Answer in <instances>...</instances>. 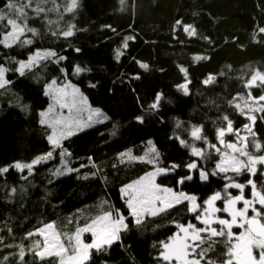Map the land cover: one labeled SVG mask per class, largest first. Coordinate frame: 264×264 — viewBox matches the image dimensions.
<instances>
[{
  "label": "trees",
  "instance_id": "1",
  "mask_svg": "<svg viewBox=\"0 0 264 264\" xmlns=\"http://www.w3.org/2000/svg\"><path fill=\"white\" fill-rule=\"evenodd\" d=\"M14 2L24 8L22 17L6 8L7 0H0V9L23 21L27 34L26 40L5 47L1 40L10 25L0 21V65L7 68L8 81L0 88V168L8 169L0 172V264H58V256L38 255L43 243L38 229L54 223L59 231L72 232L117 210L127 228L118 240L93 249L82 264H177L163 259V243L180 225L202 226L196 216L205 201L220 193L216 203L223 209L225 199L241 192L226 190L232 182L244 184L251 198L250 179L257 192H264V164H257L255 174L216 171L221 128L225 142L238 143L247 125V152L264 155V101L259 99L264 82L249 83L264 73V0H77L72 11H67L71 0ZM186 26L191 28L186 31ZM192 29L195 34H189ZM66 31L73 34L66 37ZM40 49L55 55L19 73V61ZM77 66L85 71L77 73ZM53 79L74 83L107 115L59 147L49 142L50 127L40 121L49 104L45 84ZM243 100L256 107L254 122L240 107ZM224 117L231 121V132ZM193 127L201 128L204 139L192 137ZM193 148L203 155L193 154ZM129 150L143 159L121 157ZM49 152L52 156L31 171L14 167ZM190 163L197 168L189 169ZM156 167L166 170L157 183L195 195L200 211H189L185 200L146 215L138 225L122 189ZM200 170L209 174L206 180ZM188 176L192 179L180 182ZM219 214L229 219L228 213ZM214 239L204 264H224L229 258L225 239Z\"/></svg>",
  "mask_w": 264,
  "mask_h": 264
},
{
  "label": "snow or ice",
  "instance_id": "2",
  "mask_svg": "<svg viewBox=\"0 0 264 264\" xmlns=\"http://www.w3.org/2000/svg\"><path fill=\"white\" fill-rule=\"evenodd\" d=\"M30 3V0H29ZM77 5V0H71V6L67 9V11H72ZM6 8L9 11L14 10L18 17H22L24 15V8L23 7H17L14 0H7ZM7 20V24L12 27L11 32H8L6 36H13L14 33L18 30L22 31V23L23 21L18 22L17 19H10L7 16V13L0 9V21ZM180 21H177V24H180ZM191 28V26H186L185 30L188 31ZM30 31H34L31 30ZM261 32H264V28L260 29ZM73 33L71 31H66L63 33L64 36H71ZM189 34H195V30L192 29ZM130 39V38H127ZM27 43H31V41H27ZM125 47L127 46V42H125ZM46 55H55V53H49ZM23 62H21V69L26 67ZM146 67V65L144 66ZM85 71V69L80 68L77 66L76 72H82ZM5 69L3 67H0V87H3L7 81L3 79ZM257 76L259 79L264 82V75H260L257 73L255 76H253L252 80L254 81ZM209 81H205V83H208ZM252 83L251 81L249 82ZM184 88V91L187 92V88L185 86H181ZM157 102L160 100V97L157 96ZM260 100L264 101V96H261L259 98ZM152 108L157 107V104H153L151 106ZM97 114L100 113L99 109L95 110ZM260 111H264V106L261 107ZM43 116L44 113H41ZM107 119V117H104ZM141 119V118H138ZM250 119L254 122L255 117H250ZM224 120L228 121V117H224ZM41 123H47L45 120H41ZM87 126V125H85ZM248 127L247 125L245 126ZM227 131H232V124L231 121H228L227 125ZM251 131V129H249ZM201 128L199 127H193V130L191 132V135L194 139H204V137L201 136ZM73 133L71 131L68 132V135H72ZM54 135H55V129H54ZM53 136H49L48 139L51 143H53L54 146L59 147V140L55 139ZM225 135V129L221 128L218 130V136L221 138ZM254 135V133H253ZM246 139V138H244ZM181 144H185L186 142L181 140ZM151 143V141H149ZM227 148L233 149L234 151H239L241 155L247 156L248 161L245 163L242 160H239L235 156L232 157V164L234 165H240L239 167H233L232 170L236 173H240L242 170H246L248 172H251L255 174L256 167L255 165L257 163L264 164V156H252L248 154L246 151H243L242 149H237L235 145L233 144H227L225 145ZM257 148L260 147L259 144L255 145ZM213 147H215L213 145ZM151 151L155 154L156 157L159 156V153L155 150V148H152ZM193 154L197 156L203 155L202 150H197L196 148L192 149ZM219 151V149H217ZM121 157L127 156L130 160L132 159H143V157H133L131 155V151L129 150L128 153H121ZM52 156V153H47L46 156L38 157L37 159L33 160L31 164L27 165H21L20 163H16L14 167L23 170V168L29 169L31 171L32 166L39 163L41 160L48 159ZM151 162V161H149ZM222 163L217 164V168L220 172H227L229 169L228 167L222 166ZM173 168L178 167L177 165H173ZM189 169H195L197 168V165L195 163H190L187 165ZM7 168H0V172H7ZM68 171H72V169H68ZM165 171V169H157L156 172L149 173L148 175L154 179L156 175L159 173ZM57 175H60L59 171L56 172ZM215 173H213L214 175ZM208 173H206L203 170H200V178L202 180H206L208 178ZM144 178L142 177L141 180ZM183 179H192L191 176H188L186 178L181 179V183H183ZM139 183V182H137ZM248 184L252 186L253 190V197L254 199L249 200L245 199L243 194L231 197L229 196L227 199L224 200L225 207L221 209H215L211 206L213 205V202L216 200H220L221 194L215 193L212 197H210L207 201H205V206L203 209V217H207L210 214H213L218 211H223L226 213H229L231 219H222L219 217H215V219L209 220L207 218H203L200 214L196 216L197 220H200L201 223L204 225V227L197 228L193 224H188L187 226L180 225V231L183 233V237H180V234H177V238L174 240V243L172 245L164 244L165 252L161 253V256L165 261H181L182 264H201V261H204L207 253L211 251L213 245L216 243V239L214 238H221L223 237L225 239V244L227 248V256L229 257L224 264H264V223L260 222V219H264V192H257L256 191V185L255 183L250 179L248 181ZM129 188L132 187V185L128 186ZM229 187H235L237 189L241 190V193H243V189L245 188L244 184L234 183L226 185V190ZM15 191V189H13ZM158 192H164V193H170L171 189H161L159 185L152 184L151 188H146L139 197H133L132 199H129L127 201L128 207L131 210L130 215L134 216L136 218V223L139 225L142 223L141 219V213L142 211H147L148 206L152 205L155 201H161L162 197L157 195ZM258 197V199H255ZM136 200V203L133 201ZM175 203L178 204L182 200H187L193 202V207L189 208V211H196L197 208L200 207V205L195 204L196 201L195 196H189L185 193H180L178 196L174 197ZM243 202V207L237 209L235 205L238 202ZM259 204L260 207L258 208L256 205ZM139 205V207L137 206ZM173 203H168L166 205L167 208L173 207ZM211 209V212H210ZM166 208H158L155 211H151L150 215H157L159 212L165 211ZM251 210L253 215L249 217L247 213ZM238 218L241 222L238 223ZM98 221H107L106 224H104L101 227V231L97 233L95 231L96 225ZM125 217L121 214H119L117 210V215L115 218L112 217L111 212L105 213L103 217H99L98 220H94L91 225H86L84 228L77 229V232L75 234V241L76 246L71 249L73 252L80 251L81 248L83 249V255L80 258L82 260L88 259V249L91 248H97L99 249L103 244H111L113 240H118L119 235L118 232L121 228H127V225L124 223ZM218 225L217 227H213L212 225ZM234 225H237L240 228H244L245 231L241 232L239 236H236L232 228ZM256 226V227H254ZM47 228H52V224L46 225ZM41 232L43 229L40 230ZM91 231L93 233V236L98 237V239H94L91 244H83L80 240V234L83 232H89ZM29 235H32L30 233ZM68 243H72V238H69ZM55 247H58L60 250L56 252H48L47 255L52 256H59L61 257V264H64L63 256L66 255L69 252V248L65 247V245L60 242L59 238H56L55 241ZM253 248H256L259 250V259L257 260V257L253 255ZM199 249V251H197ZM23 255V253H21ZM38 255L43 258L44 253H38ZM191 257V258H189ZM70 259H76V257H70ZM206 264H215V261L207 260Z\"/></svg>",
  "mask_w": 264,
  "mask_h": 264
},
{
  "label": "rangeland",
  "instance_id": "3",
  "mask_svg": "<svg viewBox=\"0 0 264 264\" xmlns=\"http://www.w3.org/2000/svg\"><path fill=\"white\" fill-rule=\"evenodd\" d=\"M21 26L23 29L22 31L18 30L14 33L13 36H6V34L8 32L13 31L12 27L10 26V30L7 33L3 34V39L1 40V45L5 46V47H11V46H14V45L20 43V41L26 40L25 35L27 34V29L25 28L24 24H22ZM49 53H54V52L51 49H40V50L35 51L34 53H32L28 57V59L19 61L18 67H17L18 72L21 74L25 73L27 70L35 67L36 65H38L42 61H46L47 59L54 56V55H46ZM21 62H23L25 65H27L23 69H21ZM0 67H3L5 69L3 79L5 81H7V78H6L7 68L3 65H0ZM259 74L264 75V73H259ZM251 82H252L251 85L255 86V85L260 84L262 81L257 76V78L254 81L251 79ZM7 84H8V81H7V83H5L3 85V87L5 88V86ZM3 87H0V88H3ZM45 93L49 98V104L44 110L41 111V113H44V115L42 116L40 113V121L42 119L47 121V123H44V124L50 127L48 137L54 135V129H55L54 138L59 140V145L62 143V141L65 138L71 136V135H68L69 131H71L73 134H75L81 130L90 128V127L106 120L104 117H107V115L103 112V110L100 108L92 106L90 104L88 98L81 92L79 87L70 81H67V80L61 81L58 79L50 80L49 82H47L45 84ZM240 107L244 111H247V112L249 111L250 116H253L252 113L256 108V107H253V105H251L250 103L245 102L244 100L240 104ZM96 109L100 110L99 114L96 113V111H95ZM85 125H87V126H85ZM249 129H250V127H247L244 130V132L242 134L243 138L238 143H236V142H233V143L225 142L222 139L221 144L223 146L222 147L223 149L220 153V160L218 161L217 164L222 163V161H223L222 166L228 167V169H229L228 171H233L232 170L233 167H239L240 166V165L232 164V157L233 156H235L239 160H242L245 163H247V161H248L247 156L241 155V153L239 151H234L233 149L227 148L225 145L233 144L236 146L237 149H242L243 151L247 152V144L248 143H247V140L244 138H248L247 135H249L251 133V131H249ZM51 144L53 145V143H51ZM248 154H250V153H248ZM46 155H47V153H44V155L42 154L38 157H43ZM252 156H254V155H252ZM261 156H264V155H261ZM38 157H36L35 159H37ZM18 163H20L21 165H27V164H31L32 162H29V163L18 162ZM257 164L255 165V167H257ZM23 169H27V168H23ZM157 169H164V168L156 167V168L146 172L145 174H143L139 178L131 181L126 186H124L122 189V195L126 197L127 201L129 199H132L133 197H139L140 194L146 188H151L153 183L155 185H159L161 189H171L170 193H164V192L156 193L157 195L162 197V200L161 201H155L152 205L148 206L147 211H142L141 219H143L146 215H150L151 211H155L158 208H166L167 209L166 205L168 203H173L175 205L176 203H175L174 197L178 196L180 193H185L189 196H195L193 194H190V193H187L184 191H177L171 187L158 184L157 183V177L160 174L165 173L166 170L159 173L158 175H156L154 177V179L148 175L149 173L156 172ZM27 170H29V169H27ZM216 171L220 172L217 167H216ZM142 177L144 178L143 180H141ZM137 182H139V183H137ZM234 183H236V182H232L230 184H234ZM129 185H132V187L129 188L128 187ZM238 190H240V189H238ZM241 194H243L245 199H249V200L254 199L253 193H252L251 198L250 197L247 198L245 196L244 191H243V193L240 192V193H238L232 197H235V196H238ZM221 197H222V194H221ZM255 199H258V197H256ZM182 201H185V200H182ZM133 202L136 203V200H134ZM188 202L190 204V207H193V202H191V201H188ZM216 202H217V200L213 202V205L211 207L215 208V209H220ZM194 203L197 205H200L197 197H196V201ZM137 206L139 207V205H137ZM235 207L237 209L242 208L243 202L242 201L238 202L235 205ZM198 211H200V207L197 208L196 211H194V212H198ZM250 211L251 210H249V212L247 213V215L249 217H251L253 215V213ZM109 212H111V211H109ZM210 212H211V209H210ZM219 212L220 211L215 212L214 215L210 214L207 217H203V211H201L200 215L202 216V219L207 218L209 220H212V219H215V217H219L222 219H228L224 216H221L219 214ZM105 213H107V212L99 214L94 219H92L91 221H89L85 225L77 227L76 230H74L72 232L63 233L55 227L54 223H48V224L53 225L52 228H47L46 225H48V224L44 225L43 227H41L40 229H38L35 232L41 236L42 242H43L41 247L39 248V253H44V256H47L48 252L59 251L60 249L58 247H55V241H56V238L58 237L60 242H62L65 245V247L70 249L69 252L63 256L64 264H82V263L86 262L90 257L91 251L93 249H97V248L88 249L87 250L88 251V259L81 261L80 258L83 255V249L81 248V250L77 251V252L71 251V249L76 246L75 234L77 232V229L84 228L86 225H91L94 220H98L99 217H103L105 215ZM111 213H112V217L115 218L116 215L113 212H111ZM229 219H231L230 215H229ZM135 220H136V218H135ZM198 221H199V223H201L200 220H198ZM239 222H241V221L238 218V223ZM106 223H107V221H98L96 228H95V231L97 233H99L101 231V227ZM124 223L126 224V220L124 221ZM189 224H193L197 228L204 227V225L202 223H201L202 226H199L197 223H193V222H190ZM187 225L188 224H186L184 226H187ZM212 226L218 228V226H215V224H213ZM234 227H238V226L234 225L233 228ZM41 229H43L42 232L40 231ZM122 229L123 228L120 229V231L118 232V235L120 234ZM244 231H245L244 228H240V230L238 232H236V233L233 232V233L236 236H239L240 233L244 232ZM178 233L180 234L181 238L183 237V233L180 231V228H178V230L166 242L163 243V251L162 252L166 251L164 248V244L167 243L169 245H172L174 243V240L177 238ZM69 238H72L71 244L68 243ZM94 239H98V237L93 236V233L91 231L83 232L80 234V240L82 241L83 244H91ZM114 241H116V240H113V242ZM106 245H108V244H103L101 247H104ZM253 255L256 256L257 260H258L259 259V250L256 248H253ZM70 257H76V259H70ZM189 258H191V257H189ZM176 262H177V264H182L181 261H176ZM58 264H61V257H59V263ZM201 264H204V263H202V261H201Z\"/></svg>",
  "mask_w": 264,
  "mask_h": 264
},
{
  "label": "water",
  "instance_id": "4",
  "mask_svg": "<svg viewBox=\"0 0 264 264\" xmlns=\"http://www.w3.org/2000/svg\"><path fill=\"white\" fill-rule=\"evenodd\" d=\"M254 227H256V226H254Z\"/></svg>",
  "mask_w": 264,
  "mask_h": 264
}]
</instances>
